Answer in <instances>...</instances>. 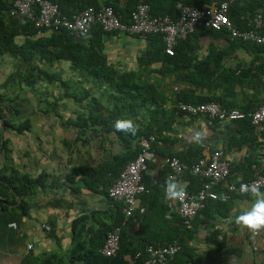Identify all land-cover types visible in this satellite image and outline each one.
<instances>
[{
    "label": "crops",
    "instance_id": "0c3cea01",
    "mask_svg": "<svg viewBox=\"0 0 264 264\" xmlns=\"http://www.w3.org/2000/svg\"><path fill=\"white\" fill-rule=\"evenodd\" d=\"M73 1L64 4L71 13L81 4V0ZM105 1L123 11L129 5L128 0H96L98 5ZM150 48V38L121 32L104 35L103 52L108 63L117 71L133 72L139 82L153 86L142 89L148 100L138 108L137 124L148 121V110L161 111V135L145 177L149 189L139 197L136 219L130 221L127 231L136 241L147 236L167 241L177 225L178 213L176 199L165 196L167 156L176 154L187 161L198 150L208 156L221 149L231 162L228 181L234 182L252 176L250 164L254 161L264 170V141L254 139L256 127L250 133L239 121L220 123L181 113L177 108L180 101L210 99L241 110L256 108L264 102V46L235 44L222 31L198 28L181 44L174 63L162 56L145 67L140 58ZM36 62L46 71L38 70L27 80L31 62L15 56L0 57V95H4L0 104L10 100L20 110L14 122L23 123L19 131L0 120V193L4 196L0 203V264H23L29 256L50 261L54 253L65 254L82 224L94 231L110 230L122 215V205L108 198L106 187L97 180L101 174L97 168L115 156L134 152L146 140L119 135L99 125L94 126L95 131L83 128L78 117L88 114L94 104L89 99L78 101V97L90 90L95 100L92 102L114 109L117 99L109 86L96 87L95 77L73 70L65 59ZM53 73L70 85L52 83ZM255 76L260 81H255ZM34 77L37 81L32 85ZM195 159L193 156L190 161ZM38 178L40 184L33 193L20 197L15 192L14 187L23 181ZM180 185L194 187L187 178ZM259 192L264 195V189ZM22 199L25 208L20 206ZM255 199L249 193L231 197L217 207L209 204L196 217L194 233L186 237L192 247L188 258L195 260L189 264H264V229L249 230L235 223L236 216ZM207 218L210 221L205 222ZM216 233L223 244L220 250L213 238ZM63 262L75 264L68 257Z\"/></svg>",
    "mask_w": 264,
    "mask_h": 264
},
{
    "label": "trees",
    "instance_id": "16d2710c",
    "mask_svg": "<svg viewBox=\"0 0 264 264\" xmlns=\"http://www.w3.org/2000/svg\"><path fill=\"white\" fill-rule=\"evenodd\" d=\"M139 0H128V8L123 11L119 8V6L115 5L113 2L105 1L101 5H98L96 0H90L88 2L80 1L81 4L78 6L76 5L77 9L75 12H70L65 9V2L66 0H60V8L63 13L71 15L74 13L79 12L83 8L88 6H95L97 8L102 7L105 4H110L114 7L115 11L118 12L123 16V19L128 22L130 21V14L131 9L130 7L133 6L134 8L136 3ZM152 8L153 14H170L171 16H176V3L178 1H182L187 4L196 5V6H203L204 4H211V3H219L223 0H146ZM15 0H0V57L6 56H15L20 58L21 60H25L31 62V71L27 74L25 79L32 78L35 76V72L38 70L41 73H44L46 70L45 68H40L39 64H37L36 60L40 62V60L48 61L52 63L55 60L65 59L70 62L71 68L73 70H78L80 73L86 74V76L95 77L94 83L96 87L101 88L104 84L109 86L108 90L113 95L114 98L117 99L115 102L114 109H107L105 106L101 105L100 103L97 104L93 100V95L91 94L90 90H84L83 96L78 97V101H83L84 99H89L90 103L94 105L89 110L88 114H81L78 117L79 122L83 123V128L85 129H93L95 131L94 126L99 125L103 126L109 130H116L119 135L123 133L127 134L128 136L131 134L133 137H144L146 140L148 139L152 145V150L154 149V145L157 142V138L161 135V125L160 115L161 111L159 110H148L149 118L146 123L140 122L137 124V120L135 118L140 116L139 107L147 105L146 101L148 97L145 96V92L142 89L146 86L150 89H153L148 82L142 84L139 82V78L133 72H120L117 71L116 68H113L107 61L106 55L104 54V35L108 33H116L115 31H106L104 30L101 25H95L89 33H81L77 31L67 30V29H59V30H49L48 28H39L36 27L34 22L31 20H27L26 22H20L10 16L11 9L13 8ZM71 2H74L71 0ZM132 4V5H131ZM264 10V0H237V2L232 6L231 16L236 17L240 14H253L256 11ZM214 31V30H211ZM139 36V35H137ZM146 38L151 39V48L140 58L141 64L145 67H149L154 62L161 59L162 56L166 57V60L169 62L174 63L176 61L180 46L182 43H185L191 35L184 40H181L176 47L175 55L169 56L164 51V42L162 39V35L159 34H148ZM235 44H251L258 47V44L250 43V42H237L233 41ZM51 65V64H50ZM235 74H237L235 72ZM256 78V76H255ZM36 78L32 80L31 84L33 85L36 82ZM51 81L56 82L60 81L61 83L70 85L69 82L60 80L58 78L57 73H53L51 75ZM255 81H260L258 78ZM30 85V84H28ZM75 96V95H73ZM4 95H0V101H2ZM154 97L151 98V101ZM98 100L97 98H95ZM216 100V99H210ZM207 100V101H210ZM218 101V100H217ZM121 102V105H120ZM205 102V101H203ZM220 102V101H219ZM146 103V104H145ZM202 103V102H196ZM264 103V102H263ZM260 103L259 105L263 104ZM220 104L226 108H233L229 106H225V104ZM258 105V106H259ZM20 110L12 106L9 103L0 104V120L2 124L6 127L16 128L19 131H22L23 123L16 124L15 117L19 116ZM118 119H132L135 122L137 131L135 134L130 132H123L118 131L115 128V121ZM140 121V120H138ZM220 122L218 120H214ZM232 121H239L243 123V125L248 126L249 132H253L255 126L252 124L249 118L232 120ZM80 123V126H81ZM221 123V122H220ZM79 125V123H78ZM261 133V134H260ZM257 132L255 130V137L256 140L263 142L260 137H264V129L261 132ZM141 135V136H140ZM155 136L156 140L151 141L150 137ZM248 137L246 140L250 139ZM126 139V137H125ZM143 143V142H142ZM143 149V145L140 144L134 152L130 153L127 152L123 155L115 156L114 160L103 162L99 165L97 170L100 171V177H98V181L100 185L106 187L107 191L106 194L108 198L112 201V198L109 196V188L116 182L118 177L120 176L121 171L127 165L129 161L134 159ZM202 149V147H201ZM200 149V150H201ZM221 150V149H220ZM199 150L194 154L191 153V159L193 156H196V159L190 161L191 159L185 161V157L179 156V158L185 163V165L191 167L192 164L197 162L202 158H206V155L199 154ZM176 155V154H172ZM150 160H148V169L143 172L142 182L145 184L146 190L143 191L139 197L146 193L149 189L147 182L145 181L146 173L150 167ZM257 163V161H254ZM259 163V162H258ZM252 167L253 172V164H250ZM168 168V173L170 172L169 166L166 164ZM187 169V170H188ZM260 171L264 174V170H262V165H260ZM186 170V173L183 175L182 181L184 178L193 182L194 187L183 188L187 191H196L202 187L205 179L200 175H192L189 171ZM40 184L39 178L36 180L27 179L26 181L22 182L21 186H15V192L21 197L24 193L30 194L33 193L37 186ZM249 194V193H247ZM243 195V194H242ZM234 196H241L238 194H231V197ZM230 197V198H231ZM229 198V199H230ZM227 201L221 200H210L207 202L206 206L200 209L197 212V215L191 221V226H187L183 223L184 219L179 214L177 210V218L175 223L177 224L174 228L171 240L168 239L167 241L161 238V242L163 243H170L175 239H178L179 243L182 245L181 251H179L175 256H173L168 264H189L194 262L195 260L192 257L189 260V256H192V247L189 246L188 240L186 237L191 236L194 233L195 229L193 228V223L200 215V213L206 210V207L214 203V206H220ZM24 199L20 202V206L25 208ZM122 205V203H120ZM137 213V211H136ZM122 215L119 218L118 222L110 229H114L117 225L121 223ZM84 219V218H82ZM78 220V219H77ZM77 220L74 221L76 224ZM206 221H210V218H207ZM76 227V226H75ZM51 230V227L50 229ZM109 231V230H108ZM108 231H103L102 229L93 230L92 228L86 229L85 226L82 224L77 230L76 235L73 239V245L71 249L65 254H56L54 253L52 260H43L42 257H34L29 256L27 260L24 261L23 264H64L63 258L68 257L71 263L75 264H145L147 255L144 251L145 246L150 243L152 240H157L154 237L147 236L141 237L142 240L136 241L134 238L129 234L127 231V226L123 229L121 234V246L119 252L114 256H107L103 254L101 248L103 247ZM144 232V231H141ZM215 239V243L217 248L220 250L223 247L222 241L218 238V233H216L213 237ZM141 252L142 255L136 257L138 252ZM188 258V259H185Z\"/></svg>",
    "mask_w": 264,
    "mask_h": 264
},
{
    "label": "built area",
    "instance_id": "2783aa9c",
    "mask_svg": "<svg viewBox=\"0 0 264 264\" xmlns=\"http://www.w3.org/2000/svg\"><path fill=\"white\" fill-rule=\"evenodd\" d=\"M236 2L237 0H223L219 3L196 6L178 1L175 6L177 14L173 17L170 14H153L151 5L146 0H139L130 14V21L126 22L110 4L99 8L88 6L68 15L62 12L60 0H15L10 16L23 23L31 20L36 27L55 31L67 29L89 33L95 25H101L106 31L141 37L159 34L162 35L164 51L170 56L175 54L179 42L195 33L198 28L222 31L232 41L264 45V10L232 17V6ZM177 108L181 113L204 115L212 121L218 120L221 123L249 118L257 132L260 133L264 129V103L248 111L226 108L215 100L202 103L180 101ZM260 139L264 140V137L261 136ZM150 140L155 141L156 137L151 136ZM142 145V151L127 163L108 190L112 200L122 203L123 217L121 223L107 233L101 248L103 254L107 256H114L119 252L122 231L131 220L136 219L139 195L146 190L142 176L148 169V160L153 155V150L148 139L143 141ZM165 163L170 168L167 181L175 180L180 184L188 166L177 155L167 156ZM187 171L205 179L201 188L196 191L185 190L183 199H176L177 210L187 226H191L197 212L204 208L208 201H228L231 194L251 193L240 192L242 183L258 190L264 189V174L261 173L258 162L253 163V173L249 179L239 182L228 181L231 175V162L220 149H215L206 158L198 160ZM3 199L4 196L0 193V203ZM46 228L49 230L50 226ZM28 247L32 248L33 245L29 244ZM181 249L182 245L178 239L170 243L152 240L144 249L147 255L145 264H168ZM136 255L139 257L142 253L139 251Z\"/></svg>",
    "mask_w": 264,
    "mask_h": 264
},
{
    "label": "clouds",
    "instance_id": "9594fccd",
    "mask_svg": "<svg viewBox=\"0 0 264 264\" xmlns=\"http://www.w3.org/2000/svg\"><path fill=\"white\" fill-rule=\"evenodd\" d=\"M207 30H209V29H207ZM214 31H217V30H214ZM215 101H217V100H215ZM182 102H184V101H182ZM194 103H196V102H194ZM233 108H235V107H233ZM249 110H252V109H249ZM243 111H248V110H243ZM191 116H198V115H191ZM202 116H204V115H202ZM115 128L118 131L130 132L132 134H135L137 131L135 122L132 119H118L117 121H115ZM196 139L199 140V135L196 136ZM239 190L241 193L251 192L252 194H254L256 196V199L249 206V208L246 211H243L239 215L236 216L235 223L237 225L245 227L249 230L264 229V195H261L257 188L250 187L249 185H246L243 183L240 185ZM184 194H185V189L177 181L169 180L166 182L165 196L167 199H170V200L180 199V200H182L184 197Z\"/></svg>",
    "mask_w": 264,
    "mask_h": 264
},
{
    "label": "rangeland",
    "instance_id": "374dc122",
    "mask_svg": "<svg viewBox=\"0 0 264 264\" xmlns=\"http://www.w3.org/2000/svg\"><path fill=\"white\" fill-rule=\"evenodd\" d=\"M139 113H140V111H139ZM136 119V118H135ZM139 120V119H138Z\"/></svg>",
    "mask_w": 264,
    "mask_h": 264
}]
</instances>
